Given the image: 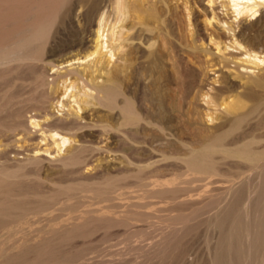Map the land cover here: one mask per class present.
Instances as JSON below:
<instances>
[{
	"label": "rangeland",
	"instance_id": "rangeland-1",
	"mask_svg": "<svg viewBox=\"0 0 264 264\" xmlns=\"http://www.w3.org/2000/svg\"><path fill=\"white\" fill-rule=\"evenodd\" d=\"M125 1L128 12L116 30L127 35V69L121 85L103 88L111 98L92 105L80 141L63 147L61 154L74 150V163L47 160L57 156L56 147L28 121L39 107L59 115L76 106L56 73L69 68L89 77L93 56L84 57L94 44L96 16L105 10L115 20L113 0L44 7L53 22L39 45L43 56L0 64V176L8 174L0 200L20 206L0 214V264H264V64L224 63L223 51L209 41L210 32L222 34L217 18L246 34H264V18L235 19L227 0ZM36 2L0 0V41L8 30L14 36L15 28H26ZM93 74L103 83L104 72ZM82 82L75 80L72 91L79 96ZM228 102L241 105L230 113ZM34 209L42 210L28 213Z\"/></svg>",
	"mask_w": 264,
	"mask_h": 264
},
{
	"label": "bare ground",
	"instance_id": "bare-ground-1",
	"mask_svg": "<svg viewBox=\"0 0 264 264\" xmlns=\"http://www.w3.org/2000/svg\"><path fill=\"white\" fill-rule=\"evenodd\" d=\"M88 1V0H87ZM157 1V0H156ZM65 0H37L36 5L32 6L33 9L37 10V15L28 23L26 28H15L14 30V36L10 35L11 29L8 30L5 36L4 41H0V64H7L9 65L12 62L17 63H26L31 60L40 59L42 56L40 55V49L42 47L41 42L45 40V36L47 32L49 31L53 20L51 19L52 13L42 11L44 7H47L45 9H50V7H56L57 5H60L64 3ZM87 3V2H86ZM209 3H211V0H209ZM79 7L82 8L83 2L79 1L78 3ZM226 5L229 7H232V12L234 13V18H241L243 16H255V19L257 21H261L264 18V0H227ZM225 5V6H226ZM113 9L116 18L113 21H110L108 19V11L102 10L97 16H96V28L94 29V37L90 41L94 42L92 49L90 50V53L86 55L84 58L93 56V60L91 61L92 65H88L90 69L88 76H84V70H77V69H66L65 72H57L56 76L62 77L64 76L65 79L62 80V86L64 87L63 94L65 96H71L76 103V106L70 107L67 111L63 112L62 114H54L52 112H49L47 110H43L42 108H38V112L34 113L30 116V120L28 121L30 126L33 127H40V130L42 131V135L37 136L42 139L47 138L48 140L51 139V143L55 145L56 147V153L54 159H50L47 157V160L57 162L62 165L66 164H72L76 161V155L74 153L73 149L67 148L66 153H62L63 147L70 144L72 141L78 140L80 141V134L78 130L85 125L89 124V121L91 120L90 111H93L92 105L95 103L101 104L104 99L110 100L111 96L108 93H105L103 91V88L113 86L115 84H120L122 82L121 74H122V68L126 66V56L128 54L127 49L125 47L127 44L125 43V40L127 39L126 36H122L121 31H117V24L122 22L123 19L126 17V13L128 12V3L125 0H113ZM159 9V8H158ZM219 10V9H218ZM152 11V10H150ZM230 11V10H227ZM35 12V13H36ZM110 13V12H109ZM43 14L46 16L43 17ZM42 15V16H41ZM51 15V17H50ZM205 15V14H204ZM219 15V14H218ZM41 16V18H39ZM43 17V18H42ZM80 17V16H79ZM144 17V16H143ZM216 17V15L212 18ZM244 18V17H243ZM235 21V20H234ZM154 23V22H153ZM190 24V23H189ZM216 24L220 30H222V34H218L215 31L210 32L209 34V41L216 47L217 50H222L221 59L224 61V63H227L230 58L238 59L241 62L250 63L252 65L260 66L261 64H264V34H262L260 31H253L251 30L249 33L246 34L245 27H240L237 29L236 32L233 22H228L225 19L217 18ZM237 24V23H236ZM179 26V24H178ZM125 26L121 25L120 28H124ZM187 27V26H186ZM181 30V29H180ZM189 30V29H188ZM203 30V28H202ZM253 31V32H252ZM203 32V31H202ZM127 33V32H126ZM150 33V32H149ZM88 35V34H87ZM148 35V33H147ZM11 36V38H10ZM117 37V39H121L122 42H120L117 46H113L110 44V41H113L114 38ZM154 38V35H153ZM47 40V39H46ZM89 40V39H88ZM228 40V42H227ZM48 42V41H47ZM169 43V42H168ZM186 43V42H185ZM40 45V49H39ZM44 45V44H43ZM45 46V45H44ZM231 48V50H230ZM43 49V47H42ZM116 50L118 53H116ZM158 51V50H157ZM177 51V50H176ZM78 52V51H77ZM156 52V50H155ZM177 53V52H176ZM43 54V53H42ZM79 54V53H78ZM160 57H168L165 53H162L159 51ZM191 56L193 55V58L195 61L190 60L191 63H197L199 64L200 59L199 56L195 55V53H189ZM80 55V54H79ZM133 55V54H132ZM131 55V56H132ZM76 56V55H75ZM82 56V55H81ZM130 56V57H131ZM154 56V55H153ZM209 56V55H208ZM40 57V58H39ZM74 57V56H73ZM133 57V56H132ZM131 57V58H132ZM144 57V56H143ZM182 56H180L181 58ZM78 58V57H77ZM139 58V57H138ZM157 59V56L154 57ZM209 59V57H207ZM79 59V58H78ZM135 59L132 58V60ZM113 60L112 65L109 67V63ZM158 60V59H157ZM181 60H184L183 57ZM130 61V60H129ZM69 62V61H68ZM134 64H136L135 61H132ZM165 62V61H164ZM178 62V61H176ZM183 62V61H182ZM185 62V61H184ZM131 63V64H133ZM155 63V61H154ZM162 63V61H161ZM181 63V61H180ZM130 65V63L128 62ZM127 64V65H128ZM160 64V63H159ZM185 64V63H184ZM187 64V62H186ZM185 64V65H186ZM189 64V63H188ZM146 65V64H145ZM155 65V64H154ZM181 65V64H180ZM138 66V65H137ZM160 66V65H159ZM162 66V65H161ZM170 66V64H169ZM188 66V65H187ZM14 67V66H13ZM33 67V66H32ZM128 67V66H127ZM182 67V66H179ZM185 67V66H183ZM41 68V67H39ZM126 68V67H125ZM130 67H128L129 69ZM151 68V65H150ZM156 68V67H154ZM197 68V67H196ZM216 68V67H215ZM247 68V66L245 67ZM30 69V68H29ZM127 69V68H126ZM125 69V70H126ZM131 69H133V66L131 65ZM138 69V68H137ZM182 69V68H181ZM35 70V69H34ZM33 70V71H34ZM38 70V68H36ZM125 70L123 71L125 73ZM162 70V69H161ZM166 70V69H165ZM130 71V69H129ZM163 71V70H162ZM95 72L102 73L104 72L106 74V77L103 81V83H100L96 80L94 77ZM164 72V71H163ZM162 72V76L164 77L165 73ZM254 72V71H252ZM256 72V71H255ZM254 72V73H255ZM34 73V72H33ZM70 73H75L77 77L74 80H70L69 77H66ZM130 74L131 72H127ZM125 73V74H127ZM177 73V71H176ZM144 74V73H143ZM165 74V75H164ZM151 75V72H150ZM164 75V76H163ZM179 75V74H178ZM182 75V74H181ZM159 76V75H158ZM184 76V75H183ZM150 77V76H149ZM148 77V78H149ZM157 77V76H156ZM160 77V78H161ZM167 78V76H165ZM151 78V79H150ZM147 80V82L152 81V76ZM159 79V78H158ZM75 80H82L83 82V90L80 91L81 95L73 93V89H76L75 86ZM138 80V79H137ZM162 80V79H161ZM128 81V80H127ZM142 81V80H141ZM129 82V81H128ZM127 82V84H128ZM137 82V81H136ZM148 82V86H149ZM160 82V81H159ZM157 80V83H159ZM164 82V81H163ZM169 82V81H168ZM45 84H50L51 82H43ZM140 83V82H139ZM156 83V78H155ZM155 83L153 85H155ZM172 83V82H171ZM192 83V82H191ZM41 84V83H40ZM137 84V83H135ZM147 84V83H146ZM145 84V85H146ZM152 84V83H151ZM163 84V83H161ZM166 84V81H165ZM168 84V83H167ZM44 85V84H43ZM130 85V84H129ZM159 84L156 86L158 87ZM170 85V83H169ZM168 85V86H169ZM40 86V85H39ZM151 86V85H150ZM167 86V87H168ZM176 86V85H175ZM31 87V86H30ZM37 87V86H36ZM135 87V86H134ZM152 87V86H151ZM156 87V88H157ZM160 87V86H159ZM164 87V86H163ZM129 88V86H128ZM136 88V87H135ZM155 87H153L154 89ZM166 88V87H165ZM33 89V88H31ZM133 89V88H132ZM146 89V87H145ZM152 89V90H153ZM123 90V89H122ZM125 90V89H124ZM134 90V89H133ZM142 90V89H141ZM144 90V88H143ZM150 94H151V91ZM158 90V89H157ZM156 90V91H157ZM45 91V90H44ZM139 91V90H138ZM148 91V92H149ZM168 92V90H166ZM165 91V92H166ZM29 92V91H28ZM41 92V91H40ZM128 92V91H126ZM136 92V91H135ZM134 92V93H135ZM146 92V91H145ZM154 92V90H153ZM159 91H157L158 93ZM166 92V93H167ZM139 93V92H137ZM136 93V94H137ZM147 93V92H146ZM145 93V94H146ZM155 93V92H154ZM127 94V93H126ZM133 94V93H132ZM148 94V93H147ZM184 92L182 93V95ZM38 95V94H37ZM42 95V94H41ZM47 95V93H46ZM131 95V94H130ZM154 95V94H153ZM161 95V93H160ZM165 95V94H164ZM169 95V94H168ZM44 96V95H43ZM79 96V97H78ZM138 96V95H137ZM151 96V95H150ZM154 95V100H155ZM42 97V96H41ZM139 97V96H138ZM166 97V96H164ZM187 97V96H186ZM46 98V97H44ZM43 98V99H44ZM140 98V97H139ZM148 98V97H147ZM152 98V97H151ZM150 98V99H151ZM159 98V97H158ZM161 98V97H160ZM163 98V97H162ZM167 98V97H166ZM27 99V98H26ZM32 99V98H31ZM30 99V100H31ZM37 99V98H36ZM41 99V98H40ZM66 99V98H65ZM137 99V98H136ZM149 99V100H150ZM232 99V98H231ZM42 100V99H41ZM140 100V99H139ZM158 100V99H157ZM163 100V99H161ZM28 101V100H27ZM26 101V102H27ZM36 100H34L35 102ZM40 101V100H39ZM159 101V100H158ZM155 101V102H158ZM25 102V101H23ZM33 102V103H34ZM60 103V107L63 108L65 106V103H63V99L58 100ZM80 102L84 103L85 106L83 107L80 105ZM154 102V104H156ZM166 102V101H165ZM31 103V102H29ZM36 103V102H35ZM140 103V102H139ZM146 103V102H145ZM179 103V102H178ZM163 104V103H162ZM26 105V104H25ZM34 105V104H31ZM151 105L150 103L148 106ZM167 105V104H165ZM241 103L240 102H228L227 108L230 113L235 112L239 109ZM23 106V105H22ZM21 106V107H22ZM28 106V105H27ZM38 106V105H37ZM40 106V105H39ZM158 106V104H157ZM43 107V106H42ZM144 107L142 104L141 109ZM161 107V104H160ZM180 107V106H178ZM28 108V107H27ZM85 108H88L86 110ZM153 108V107H152ZM164 108V107H163ZM167 108V107H166ZM57 109V108H56ZM145 109V107H144ZM143 109V110H144ZM151 109V108H150ZM149 109V110H150ZM165 109V108H164ZM152 110V109H151ZM154 110V109H153ZM3 111V110H2ZM82 111V113H80ZM139 111V110H137ZM148 111V109H147ZM155 111V110H154ZM152 111V112H154ZM162 111V110H161ZM143 112V111H141ZM58 113V112H57ZM97 113V112H96ZM157 113V112H156ZM168 113V112H167ZM192 113V112H191ZM194 113V112H193ZM95 114V113H94ZM145 114V113H144ZM169 114V113H168ZM182 114V113H181ZM184 114V113H183ZM155 115V114H154ZM158 115V114H157ZM162 115V114H161ZM178 115V114H177ZM158 118L157 120L159 119ZM166 116V115H162ZM181 116V115H180ZM153 116L149 117L152 119ZM145 118V116H144ZM117 120V119H115ZM156 120V118H155ZM161 120V119H160ZM164 120V119H163ZM114 122V121H113ZM116 122V121H115ZM160 122V121H159ZM20 126L24 129L29 128V125L27 124V120L20 121ZM158 124V123H157ZM162 124V122H161ZM193 124V123H192ZM166 125V124H165ZM212 125V123H211ZM105 126V125H103ZM190 127V126H189ZM156 130V129H155ZM215 130V129H214ZM96 132V131H94ZM124 132V131H123ZM174 132V131H173ZM201 132V131H200ZM199 132V133H200ZM207 132V131H206ZM149 133V132H148ZM185 133V132H184ZM197 133V131H196ZM209 133V132H208ZM125 134H129L128 131ZM186 134V133H185ZM130 135V134H129ZM23 136V135H22ZM20 136V137H22ZM134 136V135H133ZM132 136V137H133ZM136 137V136H135ZM134 137V138H135ZM153 137V136H152ZM224 137V136H223ZM19 138V137H18ZM138 138V137H136ZM135 138V140H136ZM141 138V137H140ZM150 138V137H149ZM157 138V137H154ZM180 138V137H179ZM184 138V137H183ZM142 139V138H141ZM152 140V138H151ZM156 140V139H155ZM181 140V139H180ZM46 141V140H45ZM134 141V140H133ZM149 141V140H148ZM163 141V140H162ZM25 142V141H24ZM168 142V141H167ZM166 142V143H167ZM172 142V141H171ZM155 143V142H154ZM173 143V142H172ZM171 144V143H170ZM120 145V144H119ZM118 145V146H119ZM149 145V143H148ZM161 145V144H160ZM174 145V143H173ZM225 145V144H224ZM157 146V145H156ZM163 146V145H162ZM168 147V146H167ZM225 147V146H224ZM46 148V147H44ZM51 150V149H50ZM45 151H48L45 149ZM134 151V150H133ZM35 152V151H34ZM64 152V151H63ZM144 152V151H143ZM51 153V152H50ZM129 155V154H128ZM39 157H32L33 159H38ZM132 159V158H131ZM135 160V158H134ZM89 168V167H87ZM3 174V172H2ZM5 175L0 176V183L3 184L5 181V176H8V174L5 172ZM206 179V178H205ZM208 179V178H207ZM179 181V180H178ZM204 181V180H203ZM6 182V181H5ZM200 182V181H199ZM206 183V182H205ZM207 184V183H206ZM229 184V183H228ZM250 184V183H249ZM190 185V184H189ZM179 186V185H178ZM24 187V186H23ZM136 187V186H135ZM134 187V188H135ZM182 187V186H181ZM173 188V187H169ZM167 187V189H169ZM180 188V187H179ZM20 189V187H19ZM74 189V188H73ZM160 189V188H159ZM16 190V189H14ZM21 190V189H20ZM166 190V189H165ZM164 190V191H165ZM183 190V189H181ZM163 191V192H164ZM171 191V190H170ZM2 192H6L2 190ZM139 192V191H138ZM166 193V192H164ZM155 194V193H154ZM153 194V195H154ZM10 196V195H9ZM24 197V196H23ZM160 197V196H159ZM157 197V198H159ZM65 200V197H63ZM67 201V200H66ZM143 201V200H142ZM141 201V202H142ZM48 202V201H47ZM140 202V203H141ZM39 203V202H37ZM98 205V204H97ZM126 205V204H125ZM135 205V204H130ZM20 207L18 203H15L14 200H0V214L3 216L11 215L13 212H15L13 209H16ZM60 208V207H59ZM130 208V207H129ZM42 210V209H41ZM41 210L34 209L31 212L32 214L40 213ZM53 211V210H52ZM57 211V210H55ZM59 212V211H58ZM229 212V211H228ZM53 213V212H52ZM54 214V213H53ZM227 216V215H226ZM230 216V215H228ZM223 218V216H221ZM220 217V218H221ZM1 219V218H0ZM3 219V217H2ZM1 219V220H2ZM225 219V218H223ZM249 219V217H248ZM121 220L128 221L127 216H123ZM233 234V233H232ZM250 253V252H249ZM250 255V254H249ZM250 257V256H249Z\"/></svg>",
	"mask_w": 264,
	"mask_h": 264
}]
</instances>
